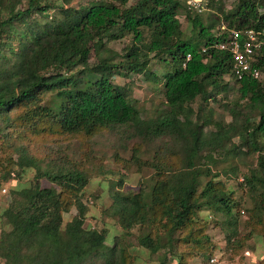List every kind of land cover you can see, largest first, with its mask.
Masks as SVG:
<instances>
[{"label": "trees", "instance_id": "1", "mask_svg": "<svg viewBox=\"0 0 264 264\" xmlns=\"http://www.w3.org/2000/svg\"><path fill=\"white\" fill-rule=\"evenodd\" d=\"M20 1L0 0V116L14 108L23 112V121L41 123L46 118L61 133L90 134L112 128L138 145L172 143L166 152L156 145L152 159L144 162L133 147L130 162L153 172L136 192L114 190L110 195L109 209L120 227H144L136 238L139 246L150 253L162 248L159 264L168 259L185 264L184 254L175 252L178 244L201 250V256L209 251L208 262L216 245L196 217L205 209L228 226L223 241L225 251L232 254L239 243L237 216L244 212L212 171L216 155H255L238 185L251 197V206L245 208L246 224L264 225V49L252 61L261 72L259 78L244 75L227 80L230 54L210 47L224 40L229 28L264 30V0H233L228 9L224 0H205L204 7L216 11L212 14L218 22L216 31L209 32L200 12L186 15L192 30L187 38L176 18L178 0H104L77 9L70 7L69 0L57 6L26 0L20 9ZM51 8L59 18L50 16ZM125 35L131 36V42L121 53L107 47V42ZM202 46L208 48L201 51ZM92 49L98 59L89 65ZM186 53L190 58L182 66ZM150 58L162 63L161 73L149 69ZM122 67L159 83L162 110L151 117L140 116L125 88L111 81ZM89 74L96 77L91 81L86 78ZM51 90L60 95L59 112L40 104L41 94ZM233 91L234 98L222 104L228 120L213 119L209 101L216 102L221 93L231 96ZM175 144L183 154H177ZM18 158L19 167L33 168L35 173L29 186L12 190L14 197L2 210L8 226L0 233L3 264H129L116 238L106 248L103 230L82 227L85 206L78 194L87 182L86 172L42 169L31 157L20 154ZM42 178L59 190L42 186ZM70 205L76 213L62 224V213ZM151 226L162 230V235L157 230L151 233Z\"/></svg>", "mask_w": 264, "mask_h": 264}, {"label": "rangeland", "instance_id": "2", "mask_svg": "<svg viewBox=\"0 0 264 264\" xmlns=\"http://www.w3.org/2000/svg\"><path fill=\"white\" fill-rule=\"evenodd\" d=\"M100 1L104 0H69V5L77 9ZM133 1L129 0L128 3ZM232 1L224 0L223 3L226 9L231 6ZM25 2L26 0H21L17 8L23 9ZM44 2L57 6L62 0H45ZM213 10L215 11V9L204 7L200 12L204 26L209 27L208 30L211 33L216 31L215 25L218 23L212 17ZM49 12L52 18L60 17L59 12L54 8H51ZM193 14H196V12L188 10L182 1L178 0L176 18L186 38L192 36L191 24L186 21V15L192 16ZM48 20L50 19L48 18ZM130 42L131 36L125 35L120 39L107 42L106 45L110 50L121 53L126 46H129ZM97 59L98 53L92 49L88 64H96ZM113 59L120 61L119 57H113ZM117 60L114 62H117ZM148 66L157 74L163 71L162 63L157 62L154 58H150ZM95 77L93 74L86 76L91 81ZM111 81L113 84L125 88L128 99L134 101L132 103L136 104L140 110L139 114L143 118L151 117L154 112L157 113L163 109V96L160 92L161 86H159V83L146 79L142 74L128 72L124 67L119 68L114 73ZM235 94L233 91L231 96L227 97L224 93H221L216 96V102L209 101V107L213 109V119L219 120L223 117L225 121L228 120L222 104L225 100H232ZM40 98V104L48 107L49 111L59 112L61 98L57 90L43 92ZM198 103L199 100L196 99L192 103V107L195 109ZM22 113L20 109L15 110L12 108L6 114L0 116V233L8 230L1 213L14 197L12 190L27 187L33 180L35 170L30 167H19L18 165V157L23 154L35 159L42 169L55 170L62 167L86 172L88 175L87 182L78 194L80 202L85 206L82 227L103 230L105 236L103 244L106 248L111 247L113 240L116 238L124 246L125 253L129 256L127 258L129 264H159L163 249L160 248L155 253H150L147 249L139 246L136 238L143 234L144 227L135 226L124 230L118 224L111 209H109V205L111 203V192L114 190L122 193L136 192L139 187L146 185L147 178L153 172L145 166L139 165L136 167V164H132L129 159L130 150L133 147L137 148L139 159L142 162L150 161L157 149L156 145L160 146L159 151L166 152L167 146L172 145L171 141L166 140L167 146L161 145L160 142L138 145L135 140L124 139L125 136L119 135L112 128H98L90 134L61 133L46 118L41 123L23 121ZM252 119L256 120V117ZM47 126L51 127L52 130L47 131ZM119 141H122L125 147H122ZM231 142L235 143L236 138L233 137ZM174 150L177 154L182 152L179 144H175ZM215 158L216 163L211 168L219 175L216 179L224 182L226 190H231L233 198L239 202L237 209H242L244 212L243 214L240 212L237 216L236 240L239 243L237 242L238 244H235V247L233 246L232 254L226 252L223 237L228 230V226L220 223L222 218L218 215L213 214L210 210L202 209L197 212L196 217L205 224L204 234L208 236L210 243L216 245L217 250H215L216 248H210L211 253L213 252L210 258L213 257L214 261L209 262L208 259V262H206L205 254L209 251L201 256V250L190 248L184 244H178L175 247V252L184 254L185 264H264V225L252 227L250 224H246L247 212L245 208L251 206V197L245 187L238 185L242 174L253 164L255 155L226 154L216 155ZM40 183L44 187H54L59 190L57 185L43 178ZM75 213V206L70 205L67 212L62 213V224L69 221ZM148 230L151 233L157 230L158 234L162 235V230L156 227L151 226ZM187 252L190 255H185ZM168 255L171 256L170 253ZM172 262L168 259L165 264H173ZM0 264H3L2 260H0Z\"/></svg>", "mask_w": 264, "mask_h": 264}, {"label": "built area", "instance_id": "3", "mask_svg": "<svg viewBox=\"0 0 264 264\" xmlns=\"http://www.w3.org/2000/svg\"><path fill=\"white\" fill-rule=\"evenodd\" d=\"M188 10L196 13L204 9L205 0H182ZM221 25V29H223ZM228 34L224 40L215 41L210 47L218 50H225L230 54L231 71L227 80H239L244 75H249L252 78H259L261 72L252 66V61L255 55L263 48L264 49V30L245 29L243 31L236 28H229ZM208 46H202L201 51H204ZM190 58V54L184 55L182 66ZM214 258H209V262H213Z\"/></svg>", "mask_w": 264, "mask_h": 264}]
</instances>
